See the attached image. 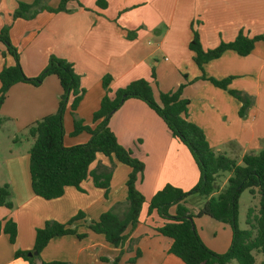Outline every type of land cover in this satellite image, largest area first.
<instances>
[{
    "label": "crops",
    "instance_id": "1",
    "mask_svg": "<svg viewBox=\"0 0 264 264\" xmlns=\"http://www.w3.org/2000/svg\"><path fill=\"white\" fill-rule=\"evenodd\" d=\"M32 1L0 0V29L9 26L10 41L19 53L27 77L37 76L50 55L72 64L85 89L75 111L84 124L94 125L92 115L105 93L104 75L112 78L111 96L130 81L145 78L156 100L159 91H174L185 84L182 97L189 100L187 118L203 129L215 153H223L240 163L244 154L264 149V40L257 41L245 56L226 50L204 64L203 70L194 63L188 48L192 29L198 32L205 50L221 41L233 40L239 31L248 37L264 34V0H101L106 2L104 7L98 6V0H69L66 4L69 12L40 10L32 18L12 17L18 2ZM59 1L43 0V4L56 7ZM14 64V58L0 43V70ZM152 72L155 78L151 77ZM202 74L216 79L232 76L228 87L252 97L247 114L241 117L239 100L208 80L187 83ZM60 92L55 75L46 76L38 86L18 82L9 88L0 107V185L8 186L12 203L9 209L0 206V222L11 219L17 228L14 243L9 242L6 234H0V264L49 261L110 264L102 258L112 260L118 254L120 264H183L168 253L171 239L155 230L163 220L154 211L148 212V203L166 184L184 191L191 189L199 172L188 149L172 136L154 110L137 98L126 99L108 121L118 142L145 165L136 183L145 202L137 225L125 230L123 245H112L102 234L87 229L79 221L77 231L85 232V237L79 239L75 234L53 237L38 256L31 255L36 256L32 261L14 256L16 250H32L35 230L46 220L66 222L78 211L84 213L85 220H96L104 211L114 208L122 214L126 207L129 167L124 164L126 167H122L114 159L106 195L90 176L80 184L83 191L67 186L62 196L53 199L33 193L29 174V149L33 141L22 142L19 135H27L33 123L57 110ZM63 125L66 146L89 139L85 131L71 134L72 115L68 107ZM98 154L90 169L98 163L110 166L111 160ZM228 177L229 173L226 184ZM226 184L222 183L219 189ZM188 201L185 200L184 206L196 214L199 207ZM175 211V205L169 208L170 214ZM192 220L206 246L218 253L228 249L232 237L228 224L207 215L193 216ZM136 249L140 250V256L129 263Z\"/></svg>",
    "mask_w": 264,
    "mask_h": 264
},
{
    "label": "trees",
    "instance_id": "2",
    "mask_svg": "<svg viewBox=\"0 0 264 264\" xmlns=\"http://www.w3.org/2000/svg\"><path fill=\"white\" fill-rule=\"evenodd\" d=\"M69 0H60L56 7L43 4V0H33L31 3L18 2L12 13L13 18H32L40 10L52 12L70 10L66 7ZM98 0V6L104 7L105 1ZM81 6V4L79 3ZM131 36V34H128ZM264 40V34L253 37L246 36L242 31L231 41H221L216 47L203 49L199 34L192 29V37L188 48L192 52V59L200 70L210 60L216 59L226 50H232L238 55L245 56L251 52L257 41ZM0 43L12 55L15 64L5 66L0 70V107L4 102L9 88L18 82H26L38 86L48 75H55L60 85V95L57 110L45 115L28 128V135L33 138L29 149V174L33 193L43 199H53L62 196L65 187L73 186L79 191L82 181L92 177L96 187L103 188L105 195L109 189V182L113 170V159L129 167L125 181L127 195L126 207L122 214L114 208L104 211L96 220H85L84 213L78 211L66 222L46 220L41 227L36 228L34 245L31 251L16 250L15 257L21 256L32 261L48 241L56 236L75 234L81 239L85 232L77 230L79 221L84 222L87 229L102 234L105 240L112 245L122 246L126 240L125 230L135 227L144 205V195L137 188V181L144 172L143 161L132 154L129 148L121 145L113 131L108 126L111 115L128 98H137L144 101L162 119L173 137L178 139L190 152L196 163L199 178L189 190L184 191L170 184L164 185L156 191L148 203V212H155L163 222L155 230L170 238L171 244L168 253L178 257L183 264H254L253 251L261 252L264 256V149L257 153H246L241 162L223 153H215L209 146L201 127L187 118L189 100L182 97L185 84H180L174 91H159L158 100L154 98L152 87L145 78L130 81L124 87L117 88L111 96V76L106 74L102 78V87L105 91L99 108L92 115V125L84 124L77 118L75 111L81 101L85 89L81 86L80 76L75 72L72 64L65 59L50 55L45 68L35 77H27L19 61V53L10 41L9 26L0 29ZM152 78H155L152 72ZM185 78H187L184 75ZM203 79L214 86L227 90L230 95L241 103L238 114L244 117L252 105V97L228 86L232 76L216 79L204 74L187 81V83ZM72 115V135L87 132L89 139L86 142L66 146L64 144L63 117L66 108ZM0 118V123H1ZM100 153L111 160V166L98 163L90 169L92 162ZM222 173H229L226 186L218 190L216 179ZM247 189L250 194L258 197V206L247 210L244 229L238 225V199ZM216 192V195L214 193ZM190 194L204 196L205 200L196 214L184 206L185 199ZM8 186L0 185V206L11 208ZM176 206L174 214L169 213L171 206ZM207 215L214 220L228 224L232 231L231 242L223 253L211 250L202 241L194 224L193 216ZM8 236L10 243H14L17 228L14 221L7 219L0 222V234ZM36 252V256L29 253ZM140 256L136 249L135 255L128 259L134 263ZM120 254L112 260L102 258L110 264H120ZM42 264H69L66 261H49ZM263 264V263H262Z\"/></svg>",
    "mask_w": 264,
    "mask_h": 264
},
{
    "label": "rangeland",
    "instance_id": "3",
    "mask_svg": "<svg viewBox=\"0 0 264 264\" xmlns=\"http://www.w3.org/2000/svg\"><path fill=\"white\" fill-rule=\"evenodd\" d=\"M74 137V136H73ZM19 139L24 142L26 141L25 139H29L30 141H33L32 138L27 134V135H19ZM100 158H104L106 156L102 155V154H98ZM113 168L115 166V162L113 160ZM112 164H110L111 166ZM122 167H126V166H123L122 164ZM222 176H219L218 179L216 180V187L218 190H221L219 189L220 186H222V183L226 184L225 180H226V177L228 176V173H222L221 174ZM223 189V188H222ZM214 195H216V192L214 193ZM185 200H189L188 202L192 203L193 201V204L197 207H201L204 200H205V197L204 196H200L198 194H190L186 197ZM195 200V201H194ZM258 206V197L257 196H253L252 194L249 193V191L247 189H245L241 194H240V197L238 199V216H237V219H238V225H239V228L241 229H244L247 227V224H246V217H247V210L248 208L252 207H257ZM155 212V210H152V212ZM144 213H146V210H144ZM151 213V212H149ZM156 213V212H155ZM253 255H254V258H255V262L254 264H264V256L261 252H257V251H253Z\"/></svg>",
    "mask_w": 264,
    "mask_h": 264
},
{
    "label": "water",
    "instance_id": "4",
    "mask_svg": "<svg viewBox=\"0 0 264 264\" xmlns=\"http://www.w3.org/2000/svg\"><path fill=\"white\" fill-rule=\"evenodd\" d=\"M32 254H36V252H33V253H29L28 255L31 256Z\"/></svg>",
    "mask_w": 264,
    "mask_h": 264
}]
</instances>
